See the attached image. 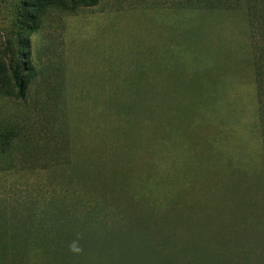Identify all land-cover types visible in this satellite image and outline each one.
I'll use <instances>...</instances> for the list:
<instances>
[{
	"label": "rangeland",
	"instance_id": "rangeland-1",
	"mask_svg": "<svg viewBox=\"0 0 264 264\" xmlns=\"http://www.w3.org/2000/svg\"><path fill=\"white\" fill-rule=\"evenodd\" d=\"M21 1L0 0V139H13L0 195L107 199L91 254L59 262H264V117L243 4H53L32 32ZM13 59L31 78L22 100L3 93Z\"/></svg>",
	"mask_w": 264,
	"mask_h": 264
},
{
	"label": "crops",
	"instance_id": "crops-1",
	"mask_svg": "<svg viewBox=\"0 0 264 264\" xmlns=\"http://www.w3.org/2000/svg\"><path fill=\"white\" fill-rule=\"evenodd\" d=\"M75 200L65 203L56 199L55 193L46 197L28 190L19 195H0V264H61L64 256L91 254L85 245H90L87 237L94 235L86 232L107 229L108 224L97 221L98 205L88 204L89 211L97 216L86 218L85 203Z\"/></svg>",
	"mask_w": 264,
	"mask_h": 264
},
{
	"label": "trees",
	"instance_id": "trees-1",
	"mask_svg": "<svg viewBox=\"0 0 264 264\" xmlns=\"http://www.w3.org/2000/svg\"><path fill=\"white\" fill-rule=\"evenodd\" d=\"M101 0H24L20 2L21 7H29L34 10L32 24L34 27H24V30H31L35 32L37 27L40 24V19L42 17L41 12L49 9L53 4L60 5L64 10H76L78 8L84 7H94L100 3ZM234 2H241L245 8V13L247 16L254 21V31L253 37L256 40V56L254 61L252 62V66L254 68V76H255V84L257 91V101L260 113L262 117H264V0H178L177 6L179 8H194L197 9L204 5L209 6H218L222 4H229ZM258 27V28H257ZM19 59H24L25 55L20 54ZM14 60L15 66L11 69V75L9 79V87L4 86L3 93L9 95L15 99L22 100L25 98L28 86L31 82L30 75L24 73V69H22V63L18 60ZM28 63V62H27ZM25 62L27 72L30 74L33 71L32 65ZM0 77H2V73L0 72ZM7 77L6 74L3 76ZM4 136L8 138L9 136L5 133ZM4 140V144L0 143V154H3L5 146L8 148L12 146L13 139H0ZM3 142V141H2ZM3 145V147H2ZM72 181V179H71ZM76 194V199L84 202L83 209L86 211V218H90L92 216H97L93 211H89L88 204L95 203L101 208V203L105 202L107 199L102 195H98L99 193L88 192L81 193L74 192ZM96 209V206H95Z\"/></svg>",
	"mask_w": 264,
	"mask_h": 264
}]
</instances>
